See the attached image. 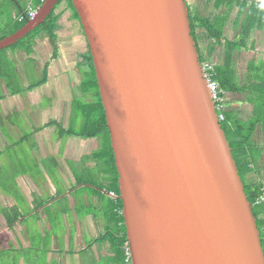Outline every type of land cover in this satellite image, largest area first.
I'll return each mask as SVG.
<instances>
[{
  "label": "water",
  "instance_id": "water-1",
  "mask_svg": "<svg viewBox=\"0 0 264 264\" xmlns=\"http://www.w3.org/2000/svg\"><path fill=\"white\" fill-rule=\"evenodd\" d=\"M60 1L44 0L0 41V52L45 23ZM71 1L111 134L131 264H264L187 0Z\"/></svg>",
  "mask_w": 264,
  "mask_h": 264
},
{
  "label": "flooded vegetation",
  "instance_id": "flooded-vegetation-1",
  "mask_svg": "<svg viewBox=\"0 0 264 264\" xmlns=\"http://www.w3.org/2000/svg\"><path fill=\"white\" fill-rule=\"evenodd\" d=\"M52 13L55 41L42 31L30 52H11L21 92L0 81V185L25 211L32 204L27 215L37 222L34 250H52L55 264L68 248L90 252L91 264H131L119 174L89 42L67 0ZM122 249L125 262L119 259Z\"/></svg>",
  "mask_w": 264,
  "mask_h": 264
},
{
  "label": "crops",
  "instance_id": "crops-1",
  "mask_svg": "<svg viewBox=\"0 0 264 264\" xmlns=\"http://www.w3.org/2000/svg\"><path fill=\"white\" fill-rule=\"evenodd\" d=\"M187 2L189 12L197 26L208 20L215 29L222 32L223 42L217 46L212 58L215 70L219 69V72L223 69L233 70L236 85L248 90L246 93H235L230 96V102L226 103L230 116L242 124L261 120L256 123L251 146L247 147L248 159L253 169L247 179L250 184L264 186V104L263 107L253 104L251 92L255 85H264V82L252 81L258 74L256 69H264V2L263 0L258 2L187 0ZM202 46H207V42H202ZM259 75L263 76L264 72ZM16 174L13 172L10 177ZM5 188L0 185V236L4 235L0 241V264H55V252L48 249L34 250L37 248L34 239L38 227L34 216L27 215L33 212L32 204L25 211L17 198L13 200L4 196L8 193ZM258 211L264 229V204L258 205ZM15 244L19 245L16 250L13 249ZM64 253L63 261L57 264H91V253L87 250L68 248Z\"/></svg>",
  "mask_w": 264,
  "mask_h": 264
},
{
  "label": "trees",
  "instance_id": "trees-1",
  "mask_svg": "<svg viewBox=\"0 0 264 264\" xmlns=\"http://www.w3.org/2000/svg\"><path fill=\"white\" fill-rule=\"evenodd\" d=\"M43 1L44 0H0V41L24 27L29 21L28 18L22 22H20L18 18L22 15L27 16V11L30 7L38 10ZM67 1L75 10L76 17L79 19L73 2L71 0ZM189 13L192 26V35L197 44V48L200 54V60L201 62L209 61L212 63L213 54L217 50V46H219L223 42L222 32L221 30L215 29L213 24L208 20H205L202 25L197 26L196 22H194V19L192 18L191 12ZM54 21L55 18L53 17V13H51L45 23L41 24L38 28L28 34L24 39L20 40L17 44L0 52V81H4L13 93H19L22 89L20 84L21 81L16 71V65L14 60L12 59L11 54L9 53V50L24 48L28 52H30L35 38L40 35L42 31L47 32V35L51 37V40L55 41L56 35L54 33V25L51 24ZM200 30H202L203 33ZM202 42H207V46L203 47ZM256 70L258 74L254 76L252 81L254 83L264 82V75H259V73L264 72V69L257 68ZM215 75L216 80L220 84V88L223 91V97L227 104L230 102V96H232L233 94L246 93L248 91L246 88H240L236 85V76L233 70L223 69L221 72H219V69H216ZM251 92L253 96V104H259L260 107H263L264 85H255V88ZM1 99L2 96L0 95V102ZM99 101L101 104L100 99ZM224 117L225 119L221 121V124L226 133L228 141L233 148L234 158L239 168L240 175L245 184V191L248 199L254 205V213L257 217L258 226L261 230L262 244L264 247L263 223L259 219L258 206H256L255 204L256 198L261 194L264 186L261 184H250L247 179L248 175L253 171V169L251 168V162L248 159L247 147L251 146V138L253 131L255 130L256 123L261 120H257V122L253 121L250 124H242V122H239L230 116L227 108L224 111ZM123 231L126 237L125 226L123 227ZM119 259L125 262V249L121 250V257L119 254Z\"/></svg>",
  "mask_w": 264,
  "mask_h": 264
},
{
  "label": "built area",
  "instance_id": "built-area-1",
  "mask_svg": "<svg viewBox=\"0 0 264 264\" xmlns=\"http://www.w3.org/2000/svg\"><path fill=\"white\" fill-rule=\"evenodd\" d=\"M248 1L258 2L259 0H248ZM36 14H37V9L30 7L27 11V16L22 15L18 18V20L20 22L26 20L27 18L28 20H31L35 17ZM202 69H203L204 77L207 80L208 86L211 90L212 98L215 103L216 110L218 112L219 120L223 121L225 119L224 111L226 109V102L223 97V91L220 88V84L216 80L215 66L211 62L205 61V62H202ZM255 204L256 206L264 204V187L262 189L261 194L256 198Z\"/></svg>",
  "mask_w": 264,
  "mask_h": 264
},
{
  "label": "rangeland",
  "instance_id": "rangeland-1",
  "mask_svg": "<svg viewBox=\"0 0 264 264\" xmlns=\"http://www.w3.org/2000/svg\"><path fill=\"white\" fill-rule=\"evenodd\" d=\"M12 51H13V50H12V49H10V50H9V53L11 54V52H12ZM1 261H3V260H1Z\"/></svg>",
  "mask_w": 264,
  "mask_h": 264
}]
</instances>
